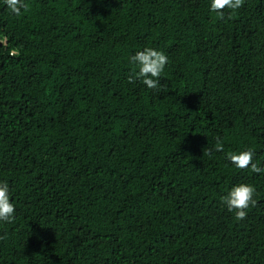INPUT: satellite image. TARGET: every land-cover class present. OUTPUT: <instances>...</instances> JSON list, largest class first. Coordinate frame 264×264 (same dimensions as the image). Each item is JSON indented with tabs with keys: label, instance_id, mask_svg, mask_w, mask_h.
Here are the masks:
<instances>
[{
	"label": "trees",
	"instance_id": "trees-1",
	"mask_svg": "<svg viewBox=\"0 0 264 264\" xmlns=\"http://www.w3.org/2000/svg\"><path fill=\"white\" fill-rule=\"evenodd\" d=\"M210 2L25 0L17 17L0 0V264H264V173L227 159L264 167V0L223 19ZM146 47L168 56L158 90L127 82ZM238 184L256 189L243 221L221 202Z\"/></svg>",
	"mask_w": 264,
	"mask_h": 264
},
{
	"label": "clouds",
	"instance_id": "clouds-1",
	"mask_svg": "<svg viewBox=\"0 0 264 264\" xmlns=\"http://www.w3.org/2000/svg\"><path fill=\"white\" fill-rule=\"evenodd\" d=\"M4 4L12 14L19 17L22 10L27 12L29 5L25 0H4ZM245 0H211L210 11L216 13L219 18H224V10L230 9L233 12L242 8ZM231 16H229V19ZM132 65L131 74L128 77L129 84H135L140 81L150 90L161 88L160 78L168 64V56L151 47H146L142 51L136 52L130 57ZM215 151L223 152V141L219 136L216 138ZM211 149H205L204 155H210ZM254 152L249 149L241 151L238 154L229 152L227 159L239 170L250 169L254 174L264 173V167L253 162ZM256 189L249 184H238L231 188L229 193L221 198V202L227 207L228 212L234 215L236 221H243L247 218V209L254 207L257 201L254 199ZM16 206L12 202L10 188L7 182H0V222L11 224L15 221ZM6 239V236H0V240Z\"/></svg>",
	"mask_w": 264,
	"mask_h": 264
}]
</instances>
